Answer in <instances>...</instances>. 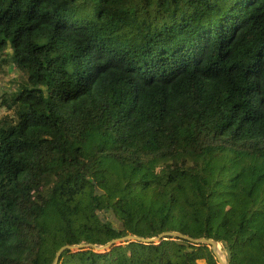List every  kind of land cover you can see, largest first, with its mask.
<instances>
[{
  "label": "trees",
  "instance_id": "1",
  "mask_svg": "<svg viewBox=\"0 0 264 264\" xmlns=\"http://www.w3.org/2000/svg\"><path fill=\"white\" fill-rule=\"evenodd\" d=\"M7 63L0 264H264V0H0Z\"/></svg>",
  "mask_w": 264,
  "mask_h": 264
},
{
  "label": "water",
  "instance_id": "2",
  "mask_svg": "<svg viewBox=\"0 0 264 264\" xmlns=\"http://www.w3.org/2000/svg\"><path fill=\"white\" fill-rule=\"evenodd\" d=\"M166 236L178 237V238L187 240L188 242L196 244V245H198V244H206L207 246L210 247L212 253L214 254L215 258L217 259L218 264H227L226 260L224 261L223 259H221L220 256L217 253V248H218V245L220 243L216 242L213 239H207V238H204V237L191 238V237H189L187 235H184V234H182L180 232H177V231L163 232V233L159 234L157 237H152V238H143V237H139V236H135V235H125V236L120 237V238L112 239V240L108 241L107 243H105V244H103L101 246H97L96 244H93V243H80V244H77V245L65 244V245L61 246L56 251V253L54 255V259H53L51 264H58L61 252L63 250H66V249L75 252V251H79V250H82V249L92 248L96 252H104V251L109 250L112 246L121 244V243L125 242L126 240H133V241L140 240V241L146 243V242H152L155 239H158V240L163 239Z\"/></svg>",
  "mask_w": 264,
  "mask_h": 264
},
{
  "label": "rangeland",
  "instance_id": "3",
  "mask_svg": "<svg viewBox=\"0 0 264 264\" xmlns=\"http://www.w3.org/2000/svg\"><path fill=\"white\" fill-rule=\"evenodd\" d=\"M15 75H16V69L12 63L0 65V90L2 88H7L10 84L9 80L13 79ZM8 111L9 110L5 109V107H0V117L6 114ZM158 241H159L158 239H155L153 242L158 243ZM217 253L220 256V258L225 261L226 254L221 244L218 245ZM198 262L200 264H204L203 260H199Z\"/></svg>",
  "mask_w": 264,
  "mask_h": 264
}]
</instances>
